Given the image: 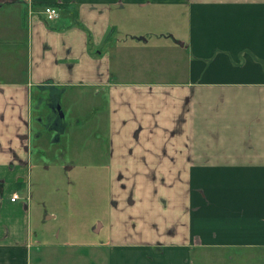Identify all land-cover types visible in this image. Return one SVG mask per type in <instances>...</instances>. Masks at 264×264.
Returning <instances> with one entry per match:
<instances>
[{
	"label": "crops",
	"instance_id": "0c3cea01",
	"mask_svg": "<svg viewBox=\"0 0 264 264\" xmlns=\"http://www.w3.org/2000/svg\"><path fill=\"white\" fill-rule=\"evenodd\" d=\"M169 9L182 19L165 21ZM150 42L184 58L185 78L117 58ZM68 88L105 94L107 264L264 250V0H0V264H63L10 197L29 173L34 95Z\"/></svg>",
	"mask_w": 264,
	"mask_h": 264
},
{
	"label": "rangeland",
	"instance_id": "374dc122",
	"mask_svg": "<svg viewBox=\"0 0 264 264\" xmlns=\"http://www.w3.org/2000/svg\"><path fill=\"white\" fill-rule=\"evenodd\" d=\"M181 13L179 9L164 10V20L182 19ZM169 23L165 22V28ZM118 54L123 66L125 61L132 65L129 69L139 67L140 57L144 61L147 56L151 64L166 67L165 79L185 78L184 58L178 59L151 42L141 51L123 50ZM177 63L181 64L179 71ZM124 73L129 79L130 73ZM151 74L143 72L145 77ZM96 92H100L98 97ZM96 92L93 88H68L54 93L37 92L33 97V119L41 123L38 127L33 121L31 127L29 173L18 195L28 207L32 242L55 245L52 249L41 245L40 253L60 259L63 264H107L106 253L95 246L108 235L111 214L109 123L105 94ZM57 125L62 129L59 135ZM101 225L102 231L95 232ZM67 244L70 247L63 249L62 245ZM192 259L194 264H264V250L198 249L192 252Z\"/></svg>",
	"mask_w": 264,
	"mask_h": 264
},
{
	"label": "built area",
	"instance_id": "2783aa9c",
	"mask_svg": "<svg viewBox=\"0 0 264 264\" xmlns=\"http://www.w3.org/2000/svg\"><path fill=\"white\" fill-rule=\"evenodd\" d=\"M22 3H28L30 0H18ZM43 15L47 21H53L58 18L59 12L55 7L46 6L42 10ZM19 200V196L16 193H13L10 197L11 202H15Z\"/></svg>",
	"mask_w": 264,
	"mask_h": 264
},
{
	"label": "flooded vegetation",
	"instance_id": "af4514ba",
	"mask_svg": "<svg viewBox=\"0 0 264 264\" xmlns=\"http://www.w3.org/2000/svg\"><path fill=\"white\" fill-rule=\"evenodd\" d=\"M56 111H57V109H56ZM57 112H58V111H57ZM58 115H59V112H58ZM59 118H61V117L59 116ZM56 128L58 129V130H57L58 135H59L60 133H62V129H59V128H58V125L56 126ZM12 194H13V193H12ZM12 194H11V195H12ZM18 196H19V195H18ZM19 199H20V198H19ZM15 202H16V201H15ZM12 203H14V202H12Z\"/></svg>",
	"mask_w": 264,
	"mask_h": 264
},
{
	"label": "water",
	"instance_id": "95a60500",
	"mask_svg": "<svg viewBox=\"0 0 264 264\" xmlns=\"http://www.w3.org/2000/svg\"><path fill=\"white\" fill-rule=\"evenodd\" d=\"M57 111L59 112V116L62 118L63 116H62V113L60 112V109H59V107L57 106Z\"/></svg>",
	"mask_w": 264,
	"mask_h": 264
}]
</instances>
